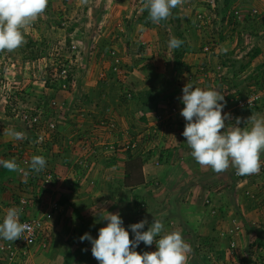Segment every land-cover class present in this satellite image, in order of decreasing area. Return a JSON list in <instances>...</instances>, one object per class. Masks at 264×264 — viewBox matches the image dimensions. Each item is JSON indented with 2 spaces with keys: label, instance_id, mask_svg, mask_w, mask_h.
<instances>
[{
  "label": "crops",
  "instance_id": "0c3cea01",
  "mask_svg": "<svg viewBox=\"0 0 264 264\" xmlns=\"http://www.w3.org/2000/svg\"><path fill=\"white\" fill-rule=\"evenodd\" d=\"M187 4L185 2L182 7H179L181 26L184 25L185 19L186 21L191 19L193 22V18H188L190 16L188 9L193 8L194 3L191 7ZM194 6L198 7V5ZM138 28L142 33L141 40L146 43L150 41L144 39L149 29L140 23ZM92 41L95 44L93 48L96 47L93 55L96 56L99 48H97V44L103 43L105 40L92 39ZM144 41L143 43H145ZM79 43L81 44L82 41L80 40ZM184 61L186 62L185 58ZM92 66L98 67L95 64H86V71L91 70ZM190 71L195 70L193 68ZM192 72H188V74ZM228 72L227 78L232 77L231 74H233V78H230L229 81L232 84L231 90L223 92L226 101L225 114H231V120L226 121V125L235 124L236 118H241L240 127H245L243 121L252 114L239 111L235 106V100L237 97L247 95L245 93L249 91H253L251 95L257 94L260 98L263 97L259 91L264 83L262 82L261 86L257 82L245 81L249 75L241 79L240 76L245 71L237 75H234V71L231 69ZM251 74L254 77L253 72ZM91 80L83 91L84 100L79 99L81 102L78 101L79 106L85 105L83 112L92 113L89 117L95 118V122L104 116L107 109H110L111 114L118 113L112 107L106 106H109L111 98L104 99V94H109L110 88L106 92L103 91L101 99L86 101L88 95L98 87V81ZM176 80L178 79L171 77L166 84L156 85L153 83L151 85V88L159 90L160 101L156 110L147 113L137 110L132 115L123 110L118 113L119 117L113 116L120 128L119 134L126 130L130 134L137 131L135 136H132L140 141L141 157L147 158L148 155H151L142 168V182L133 187L124 186L126 158L123 152L117 155L118 160L114 165H107L106 163L111 159L108 157L107 160L103 151H99L97 157L90 156L92 158L88 160V167L83 174V170L80 171V166L75 162L79 158L77 154L80 156L83 153V150L80 151L82 147H78L81 144L78 137L81 131H93V129H89L93 123L89 121L88 129L83 128L82 125L70 126L73 121L69 120L70 114L68 117L66 115L67 111H70V106L67 103H63L62 109L53 110L56 114L55 120L46 121H56V132L52 142L44 149L45 151L40 150V155L47 160L44 170L54 173L58 180L47 188L42 197H34L36 199L30 202L24 214V219H41L44 223V229L37 244L30 249L29 264H99L92 256L91 243L89 241L81 242L79 238L85 233H90L94 239L98 238L99 229L107 226L108 221L103 219L107 212L120 213L124 221L123 226L129 231L130 239H134L135 234L131 232L129 226L145 219L148 224L145 225L143 231L148 230L155 218L164 223L165 233L161 235L179 230L192 249L187 264H244L245 260L248 261L247 259L251 260L249 264H264V209L255 197H248L245 194L248 190L251 192L258 190L257 186L260 181H256L258 178L256 174H253L250 175L249 181L241 182L235 177L236 170L234 168L230 167L224 173L217 174L212 171L210 166H201L196 162L191 155L192 149L187 145L186 138L182 135L186 121L180 115L184 107L181 98L183 96L182 89L187 85V82L178 83ZM129 82L132 84L133 81ZM142 86L137 84L135 92L151 89ZM193 86L197 87L194 84ZM116 88L115 85L113 89ZM206 88L210 89L211 86L207 83ZM131 89L134 87L131 86ZM69 104L72 105V103ZM256 114L264 116V110ZM158 116H162L161 122L158 121ZM10 118V115H0V122H2L0 123V159L3 160L15 159L14 151L16 149L14 146L18 142L12 137L4 135L3 127L10 121ZM78 122L82 124L79 120ZM156 123H158L155 127L158 129V133L156 141L151 144L150 140L145 139L146 137L143 140L144 135L140 133L145 131L147 126L154 127ZM249 127L251 126L249 125ZM89 132L87 131L88 134ZM94 132L92 142L99 143L100 139H105L106 143H112L115 140L110 137L103 138L105 137L103 134L98 135L100 132L97 134ZM28 135L33 138L31 133ZM25 146V149L19 146L24 153L31 149L35 150L28 144V141ZM143 148L144 150H141ZM150 152L151 154H148ZM55 153L57 158H60L58 162L53 157ZM161 155L163 157L160 159ZM262 160H264V155H262ZM30 178L28 180L21 178L16 172L8 171L0 166V224H2L7 209L17 207L20 193L18 192L17 195L12 190L17 189L20 179H23L22 182L25 184L30 182ZM72 183L75 188H72ZM259 193L261 194V191ZM233 220H237L241 226L240 232L234 237L228 234ZM222 233L226 234L223 236ZM43 243H47V249L39 254L37 245ZM232 243L235 244V248H232ZM41 248L46 247L42 245ZM157 250L155 243L152 246H146L143 242L136 249L141 254L145 251Z\"/></svg>",
  "mask_w": 264,
  "mask_h": 264
},
{
  "label": "rangeland",
  "instance_id": "374dc122",
  "mask_svg": "<svg viewBox=\"0 0 264 264\" xmlns=\"http://www.w3.org/2000/svg\"><path fill=\"white\" fill-rule=\"evenodd\" d=\"M198 1L199 0H185L190 7L192 3H194L193 8L191 7L188 9L190 11L189 15L191 16L188 17L189 19L193 18L194 22L196 11H203L207 16H211V12L215 15L214 10L211 11V9H206V3L209 0ZM222 1L223 0H220V3H222ZM185 2L183 4H185ZM143 3L144 0H87V3H85V0H49L45 12L24 32L27 43L11 53L6 50L0 53V115L5 114L11 117L10 121L4 125L3 131H5V129H25V126L20 123V118H16L17 113L18 115L22 112L33 113L35 112L34 110L37 111L40 107H42L41 109L45 112L44 117L46 120H55L54 116L56 114L53 109H51L50 103L56 100L60 105L67 103L70 106V111L66 113L67 117L68 114H70L69 120L73 121V124L70 126L82 125L83 128L88 129V123L90 121L93 125H91L89 129H93V131H95L94 133L97 134V132H100L98 135L103 134V136H105L103 138H115L112 143H106L105 139H100V141H98L99 143L92 142V140H94L92 139L94 137L93 131L87 130L91 132H89V134L87 131H81L78 137L81 144L78 147L81 148L86 145V148L80 149V151L83 150V153L80 156L77 154L80 158L75 160L76 164L82 161L84 162L85 160L87 161L92 157L94 158V156L97 157L101 150L107 159L110 157L108 154L113 151L110 149L111 147H114V145H119L120 147L126 146L129 140L132 141V139H135L133 136L137 133V131H134L133 134H130L126 130L121 131L119 134L120 128L113 116L119 115L118 113H121L120 111L123 110L129 115L135 112L132 108L129 111L122 99H119L124 93L119 91V87L128 89L134 94L137 93V91L135 92L137 84L142 86V84L145 83L146 85H143L144 87L151 88L153 83L156 85H163L168 83L171 77H174L178 79L176 80L178 83L186 81L187 84L192 83L202 89H205L208 83L211 86L210 89L213 88V90H219L222 93L224 90L225 92H227L228 89L231 90L230 86L232 84L229 81L233 78V74H231L232 77L227 78L228 71L231 69V61L237 60L238 70L240 67L239 63H247L249 59L246 56L244 57V54L239 53L235 55L237 57L228 55L240 45L239 31L241 30V26L240 28L234 29L228 25V23H222L220 18H217L215 15L216 18L212 19L208 29L205 31H198L195 24L191 22V19L189 21L185 19V23L182 26L180 19L181 31L184 32V36L190 47V52L184 57L186 59L185 63L190 70L194 68L195 71H188L192 73L188 74V72H184L179 75L174 69L173 49L169 48V40L173 37L175 38V25L172 21L173 17L171 16L167 19V24L165 26L148 28L149 31L144 39L150 41L146 43L144 40H141L142 33L138 28L139 19L143 11ZM182 5H179L178 8L182 7ZM194 5H198V7ZM235 8L241 9V15L244 21L246 20L245 25H247V27H242L245 28L243 33L245 41L243 49H245L246 53L250 52L255 47H259L263 50L262 55L251 63L240 78L242 79L248 75L250 77L252 72L254 78H256L258 74L256 67L264 63V0H240L232 6L231 10ZM184 9L187 8L184 7ZM255 10L257 14H253ZM74 25V31L68 33V29ZM252 32H257L258 38L251 35ZM30 39L35 42V46L28 48L27 44ZM68 39H70V45L68 44ZM92 39H96L97 41H99V39H104L109 50L111 48L113 51L115 50L120 60V67L118 74H116L119 84L116 89L108 92L111 100L109 99V106L106 105L108 108L112 107L113 110H117L118 113L111 114L110 109L106 108L107 110L104 114V116H106L98 118L97 122L94 121L95 118L89 117L92 113L83 112V110H85V105L79 106L78 101L84 95L83 91L86 85L92 81L91 79L96 80L99 78L96 81L107 80L108 82H112L113 79L109 77L107 68L110 62L112 64L113 61L110 55L106 61L100 58L99 50L96 56L93 55L96 47L93 48L95 44H93L94 42ZM80 40L82 41L81 44L79 43ZM143 41L145 43H143ZM73 42L74 45L78 47L75 50L73 48ZM207 45L212 47L210 53L203 52L204 47ZM89 47H91L90 50ZM42 52H45V54L41 58L35 60L28 58V56L33 53ZM196 55L200 56L196 58ZM100 59H102V62H100ZM226 61H230L228 67L223 65ZM90 63L98 67L94 68V66H92L91 70L88 69L89 71H86L85 65ZM64 64L71 65L70 73L73 74L74 85L71 87L68 94L59 95V91L50 90L52 85L58 86V84H56L57 82L53 83L51 75L55 69L61 68ZM169 67L171 68L169 69ZM126 72L128 73V75H126L127 77L125 76ZM146 80L151 83L148 81L146 82ZM48 81L50 86H44L43 82L47 83ZM129 81H133L132 84ZM245 81L248 82L249 78ZM258 81L262 83L264 79L259 78ZM249 82H255V80L252 81L251 79ZM128 84L130 85L127 86ZM131 86H133L134 89H131ZM259 92H261V95L264 97V87H262ZM245 94L247 95L237 97L236 99H248L251 95L249 92ZM257 96L259 97L258 104L263 97L261 96L260 98L259 95ZM45 101L49 102L45 104ZM69 103H72L74 106ZM235 106L238 109L236 103ZM124 107H126L129 112L124 109ZM78 120L82 124H79ZM157 124L158 123H156L154 127L147 126L145 131H142V133L139 132L144 135L142 138L143 140L145 137L149 139V135L152 136L155 134L154 131L158 130L155 128ZM160 130L162 131V129ZM121 133L123 134L121 135ZM25 144L27 145V141H18L15 143V147L20 146L25 149ZM34 149L35 150L31 149V151L25 152L30 159H32L33 156L40 155L41 151L35 147ZM141 150H144V148ZM77 153H79V151H77ZM53 157L57 162L60 159L59 157L57 158L56 153L53 154ZM262 167H264V165H262ZM42 175V172H35V176H37V178L35 177L36 179L42 180ZM256 177L258 178L257 175ZM22 180L20 179L17 185L18 191L15 188L16 191L14 189L12 190V192H15V194L17 193V195L20 193L18 199L26 196L29 198V201L30 199L33 201V199H36L34 195H36V197H42L45 194L44 192H39L38 184L35 185V189H32L34 192H31L30 188L24 186L25 184ZM258 181H260V186H257L259 189L252 192L251 197H255L256 200L261 203L260 206L262 209H264V174L259 177ZM259 191H261V194ZM233 221L238 223L237 220ZM1 223H3V221ZM42 245H46V248H41ZM37 247L39 248L40 254L44 250L46 251L47 243L39 244ZM30 256L29 254L28 257H25V259L16 264H29ZM0 264H8L7 259L2 254H0Z\"/></svg>",
  "mask_w": 264,
  "mask_h": 264
},
{
  "label": "clouds",
  "instance_id": "9594fccd",
  "mask_svg": "<svg viewBox=\"0 0 264 264\" xmlns=\"http://www.w3.org/2000/svg\"><path fill=\"white\" fill-rule=\"evenodd\" d=\"M184 2L144 0L143 8L148 10L152 23L160 24ZM48 3L49 0H0V53L5 50L11 53L27 43L24 32L45 12ZM183 43L173 37L169 40V48H179ZM182 91L181 102L184 107L180 115L186 121L182 135L192 149L191 155L196 162L201 166H210L217 174L224 173L230 167L236 170L238 176L259 174L264 165V116L253 113L243 121L245 127H240L241 118H236L235 124L226 125V121L231 120V114H222L226 101L221 91L194 87L192 83L185 85ZM4 135L15 140L26 139L25 132L12 129H5ZM0 166L11 172L25 174V169L14 158L0 159ZM46 166L44 156L32 157L31 170L39 173ZM22 212L23 208L20 207L7 209L0 224V239L14 242L24 239L25 232H33L32 225L20 222ZM103 219L108 223L99 229L98 238L94 239L90 233L79 238L81 242L91 243L92 256L99 264H187L192 251L190 244L179 230L161 235L165 233L161 220L155 218L147 231H143L148 224L147 219L130 225L131 232L135 234V238L130 239L120 213L107 212ZM141 242L146 246L155 243L158 250L141 254L136 251Z\"/></svg>",
  "mask_w": 264,
  "mask_h": 264
},
{
  "label": "trees",
  "instance_id": "16d2710c",
  "mask_svg": "<svg viewBox=\"0 0 264 264\" xmlns=\"http://www.w3.org/2000/svg\"><path fill=\"white\" fill-rule=\"evenodd\" d=\"M238 1H240V0H223L222 3H220V0H214V4H215L214 13L217 16V18H220L222 23H228V25H230L234 29L240 28V26H241V30L239 31V36H240L239 44L240 45H238L240 47L237 46V48L232 50L228 55L229 56L233 55V57H234L236 54L238 55V53H239V54H244V57L246 56L249 59H248L247 63H241V62L239 63L238 62L240 64V67L238 68V70H237V60L236 61L235 60L231 61V65H230L231 66V70H233L236 75L238 74V72L239 73L240 72H244L247 68H249L251 63L253 61H256L263 53V50L261 48H259V47H255L253 50H251L248 53H246L245 49H243L244 42H245L244 38H243V36H244L243 33H244L245 28H242V27L243 26L247 27V25H245L246 20L244 21V19H243L241 21L235 15V12L238 9H240V8H238V9L235 8V9L231 10L232 6H234V4L237 3ZM206 9H210L207 4H206ZM172 11H173V14H172L173 19H172V21H173V24L175 25V27H174L175 28L174 29L175 38H178V39L184 41V43L179 48L173 49L174 69H175L176 72H178L179 75H181L184 72L190 71L188 65L184 61L185 55L190 52V47H189V44L187 43V40H186V38L184 36V32L181 31V28H180V16H179V14H180L179 11L180 10H179L178 6H177L176 9H173ZM139 23L142 24L144 27L151 29V28H154L156 26H165L167 24V20L161 21L160 24H154L149 19L148 10L144 9L142 11V15H141V17L139 19ZM74 28H75V25L73 27H71L70 29H68V33L73 32ZM237 30H239V29H237ZM251 35H254L255 37H257V32H252ZM68 44L70 45V39H68ZM32 46H35V42H33L30 39L28 44H27V47L30 48ZM97 48H98L99 53H100V55H99L100 58H103L104 61H106V59L109 57V55L111 56V52L113 51L112 49L109 50V47L105 44V42H103V43L101 42V43L97 44ZM239 48H241V49H239ZM44 54H45V52L33 53L30 56H28V58H30L31 60H35V59L41 58ZM235 57H237V56H235ZM98 62H99V60H98ZM100 62H102V59H100ZM229 62L230 61H226V62L223 63V65L228 67V63ZM121 68H120V70H121ZM256 68H257L256 70L258 72L257 77L254 78L251 75L249 77V81H251V79H252V81L255 80V82H257V84L259 83L261 85V82H259L258 79L259 78L260 79L261 78L264 79V77H263V75H264V63H262L261 65L257 66ZM118 70L115 71L114 67L112 66V64L110 62L109 66L107 68V72L109 74V77L111 79H113L112 82H108L107 80L99 81L98 84H97L98 85L97 89L92 91L91 94L88 95L87 98L85 97L86 101L89 102V101H92V99H101V97L103 96V91L106 92V90L108 88H110L108 91L113 90L114 86L115 85L117 86L119 84V81L116 78V74H118ZM126 75H128L127 72L125 73V76ZM72 81H73V74H71V73L68 74V77H67L66 80L61 78L59 81H56V80L53 79V83L57 82L56 84H58V86L56 87L55 85H52V88L50 87V90L59 91L58 92L59 95L60 94H68L70 90L67 91V90L63 89L62 85L63 84L69 85V83L72 82ZM46 85H49V81L46 83ZM262 87H264V86H262ZM68 89H70V87H68ZM119 91L120 92L121 91L124 92L123 95L119 99L120 100L122 99L123 103L127 106L129 111L132 108L133 111L141 110L144 113L151 112V111H154V110L157 109L158 103L160 101V97L158 95V92H159L158 89L155 90V89L151 88L150 90L133 94V93H131L130 90L125 89V88L122 89V87H119ZM252 92L253 91H249V93H252ZM252 95H250V96H252ZM109 96H110V94L105 93L104 94V99L110 98ZM81 99L84 100L83 96H82ZM261 100H262V102H259L255 106H253V107L246 106L244 108L239 109V111H241L243 113H246V114L259 113L262 110H264V97ZM46 102L48 103L49 101H45V104H46ZM155 138L156 137L153 136V135L151 137H149L151 144H154V142L156 141ZM146 139L149 140L148 138H146ZM131 142H132V144L136 143V147L135 148L131 147L132 144H130L128 149L127 148L124 149L122 147L114 145V150L111 152V155H109L110 156L109 158L111 160L106 163L107 165H114L117 162V160H118L116 158L117 155L120 152H123L125 154L126 164L124 166V174H125L124 186H126V187L137 186L139 183L142 182V178H141L142 168H143L144 164L147 162L148 158H151L150 157L151 155H148L147 158L146 157H144V158L141 157V154L139 152V145H140L139 142L140 141H137L136 139H133ZM85 148H86V145L84 147H82V149H85ZM148 154H151V152L148 153ZM162 157H163V155L160 156V159ZM87 162H88V160L87 161L85 160L84 162L82 161V162H79L77 164L78 166H80L79 170L80 171L83 170V174L85 173L84 171H85L86 167H88ZM41 172L43 173V175H42V180H43V176L46 174V171L43 170ZM32 173H34V174H32ZM35 177L37 178V176H35V171L31 170V174L27 178V179L30 178V182L29 183H25L24 186L30 188L31 192H34L32 189L33 188L35 189V185L38 184L39 192H41V193L45 192L47 190V188L43 187V181L39 180V179H36ZM73 184L74 183H72V188H75V186ZM34 197H36V195H34ZM28 200H29V198H28ZM31 201L32 200L30 199L29 203ZM247 260H248L247 262L245 260L244 264H249L251 262V260H249V259H247Z\"/></svg>",
  "mask_w": 264,
  "mask_h": 264
},
{
  "label": "built area",
  "instance_id": "2783aa9c",
  "mask_svg": "<svg viewBox=\"0 0 264 264\" xmlns=\"http://www.w3.org/2000/svg\"><path fill=\"white\" fill-rule=\"evenodd\" d=\"M209 8L212 10H214L215 8V4H214V0H209L206 3ZM253 14H257V11H253ZM211 16H207V14L203 11H196L195 15H194V24L195 27L198 31H205L206 29H208L209 25L211 24V21L213 18H216L214 14H210ZM235 15L238 17L239 20H243L244 18L241 15V9H238L235 12ZM74 45V42L72 43ZM74 50L77 49L78 47L74 45ZM210 50H212V47L210 46H205L203 49L204 53H210ZM111 57H112V66L114 67V70L117 71L119 69V65H120V60L117 57V52L114 50L111 52ZM70 69H71V65L69 64H64L61 68L59 69H55L53 71V74L51 75V77L56 80L59 81L61 78L66 80L68 77V74L70 73ZM44 86L46 85V82H43ZM74 85V82H70L69 85L67 84H63L62 88L69 91L71 90V87ZM68 87H70V89H68ZM70 92V91H69ZM258 96L257 95H252L250 96L248 99H236L235 103L238 106V109L244 108L246 106L248 107H253L257 104L258 102ZM50 107L51 109L55 110V109H62L63 106L60 105L56 100H53L50 103ZM42 107L39 108V110H34L35 112L30 113V112H22L17 116L16 118H20V123H22L25 126V129H18L15 131H22L26 133V139L24 140H18V141H28V144H30L31 146L37 148L38 150H44L46 149V147L52 142V138L53 135L56 132V124L54 123V121H46L44 114L45 112L41 109ZM15 112V110H14ZM226 110L225 108L223 109V113L225 114ZM158 121L162 120V116H158L157 117ZM28 131V132H27ZM28 133H31V135H33V138H30ZM154 135L156 137V134L158 133V131H154ZM149 137H151V135H149ZM133 140V139H132ZM130 141V142H129ZM128 143L126 144V146L122 147L124 149H128L130 144H132L131 140H129ZM119 146V145H118ZM15 147V146H14ZM120 147V146H119ZM132 148L136 147V143H133L131 145ZM15 160L16 162L25 169V174H19L17 173V175L19 177H22L24 179H27L30 174H31V169H30V162L31 159L29 158V156L27 155V153H24L22 150H20L19 146L15 147ZM110 149L114 150V147H111ZM264 174V167H262L261 172L259 174H256L258 176V179L256 181L259 180V177ZM236 178H238L241 182L244 181H249L250 176H238L236 175ZM28 180V179H27ZM58 178H56V175L54 173H50V172H46V174L43 176V187L44 188H48L51 184L54 183V181H57ZM260 182H258L259 185ZM260 186V185H259ZM245 194L247 196H251L252 192L251 191H246ZM23 202V203H21ZM264 203V201H263ZM29 200L28 197H21L18 200V204L17 207L23 208V212L20 216V222L21 223H28L30 225L33 226V232L31 234L25 232L24 233V239H19L16 240L14 242H9L6 240L1 239L0 241V254H2L6 259L8 264H16L19 261H22L23 259H25V257H28L29 253H30V249L33 245L36 244V242H38L39 240V236L41 234V232L44 229V223L41 219H29L26 218L24 219V214L27 211V208L29 206ZM241 230V226L240 224H238L235 221H232V227L228 230V234H230L231 236H235L237 235ZM226 233H222V235L224 236ZM46 245H44L45 247ZM232 248H235V244L232 243Z\"/></svg>",
  "mask_w": 264,
  "mask_h": 264
}]
</instances>
